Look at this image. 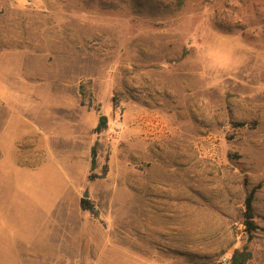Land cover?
<instances>
[{
	"label": "rangeland",
	"instance_id": "374dc122",
	"mask_svg": "<svg viewBox=\"0 0 264 264\" xmlns=\"http://www.w3.org/2000/svg\"><path fill=\"white\" fill-rule=\"evenodd\" d=\"M16 122L68 264H229L244 245L264 264V0H0V135Z\"/></svg>",
	"mask_w": 264,
	"mask_h": 264
},
{
	"label": "crops",
	"instance_id": "0c3cea01",
	"mask_svg": "<svg viewBox=\"0 0 264 264\" xmlns=\"http://www.w3.org/2000/svg\"><path fill=\"white\" fill-rule=\"evenodd\" d=\"M10 128L13 135H0V264H68V246L56 233V186L45 176L51 168L26 164L17 150L23 130L17 122ZM36 185L47 192L37 195Z\"/></svg>",
	"mask_w": 264,
	"mask_h": 264
},
{
	"label": "trees",
	"instance_id": "16d2710c",
	"mask_svg": "<svg viewBox=\"0 0 264 264\" xmlns=\"http://www.w3.org/2000/svg\"><path fill=\"white\" fill-rule=\"evenodd\" d=\"M240 123L239 125H241ZM107 128V117L104 114H100L98 116V121L96 126L94 127V132L99 133ZM97 142L94 143L90 149L91 159H90V170L93 171L97 167ZM107 166L104 165L100 174L90 173L88 175V179H95L102 177L106 174ZM244 183L247 184V179L244 178ZM260 187V184H256L250 188V190L245 194L243 200V223L245 225V230L248 233V239L253 237V233L258 229V225L255 222V214H254V196L256 190ZM80 206L83 210H87L94 215H97V211L94 205L88 198L80 199ZM264 219V216L262 217ZM252 257L251 250L244 245L241 249H234L231 253L229 264H245Z\"/></svg>",
	"mask_w": 264,
	"mask_h": 264
},
{
	"label": "built area",
	"instance_id": "2783aa9c",
	"mask_svg": "<svg viewBox=\"0 0 264 264\" xmlns=\"http://www.w3.org/2000/svg\"><path fill=\"white\" fill-rule=\"evenodd\" d=\"M222 262H228L229 261V259H230V256H223L222 258Z\"/></svg>",
	"mask_w": 264,
	"mask_h": 264
},
{
	"label": "water",
	"instance_id": "95a60500",
	"mask_svg": "<svg viewBox=\"0 0 264 264\" xmlns=\"http://www.w3.org/2000/svg\"><path fill=\"white\" fill-rule=\"evenodd\" d=\"M82 196H83L84 198H87V197H88V190H85V191L83 192Z\"/></svg>",
	"mask_w": 264,
	"mask_h": 264
}]
</instances>
